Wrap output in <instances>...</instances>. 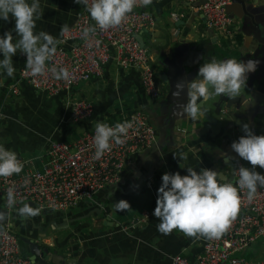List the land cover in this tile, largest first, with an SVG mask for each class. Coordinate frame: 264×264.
Returning <instances> with one entry per match:
<instances>
[{
  "label": "crops",
  "instance_id": "0c3cea01",
  "mask_svg": "<svg viewBox=\"0 0 264 264\" xmlns=\"http://www.w3.org/2000/svg\"><path fill=\"white\" fill-rule=\"evenodd\" d=\"M201 3L153 0L146 6L154 26L140 36L156 70L162 93L159 98L148 97L140 70L123 68L115 50L101 76L56 94L39 90L20 77L26 61L22 52L13 57L14 77L0 75V143L18 153L22 172L42 166L53 140L74 142L95 129L96 123H116L132 110L146 112L157 132L152 149L130 156L118 184L93 198L82 199L76 207L42 210L27 202L10 209L8 224L20 238L21 255L27 256L31 264H172L175 255L195 260L203 253L207 238L189 237L178 229L168 235L158 231L159 220L153 212L162 175L176 171L186 174L178 157L186 153L188 158L182 161L185 167L218 169L222 179L233 178L235 161L226 164L223 154L236 155L231 144L243 134L241 122L249 120L246 115L231 120L224 117L215 124L216 120L205 117L203 108L199 119L187 117L182 109L186 93L179 97L175 94L179 74L174 71V63L179 59L192 63L199 52L202 64L213 57L245 60L262 46L264 31L247 17L241 4L232 2L229 10L239 28L233 43L209 29ZM41 8L43 16L37 21V31H46L60 41L61 28L74 25L83 6L75 0H41ZM246 8L256 13V21L264 26V0H246ZM14 26V19L0 21V34L13 30L15 36ZM257 60L260 63L249 74L248 83L255 84L261 97L259 104L264 106V53ZM186 68L187 72L194 69ZM78 100L91 101L95 109L90 118L74 122L70 112ZM226 113L225 108L222 114ZM250 122L257 134L264 133V114L255 124ZM257 170L263 169L257 166ZM121 199L129 201L131 207L118 209L117 200ZM24 204L32 206L37 215L20 216L16 209ZM3 205L5 201L0 196V206ZM25 240L41 249L42 256L36 263L30 243ZM263 241L251 245L243 256L264 258Z\"/></svg>",
  "mask_w": 264,
  "mask_h": 264
},
{
  "label": "built area",
  "instance_id": "2783aa9c",
  "mask_svg": "<svg viewBox=\"0 0 264 264\" xmlns=\"http://www.w3.org/2000/svg\"><path fill=\"white\" fill-rule=\"evenodd\" d=\"M232 2L207 0L200 9L209 29L236 43L234 36L239 28L227 11ZM92 23L83 6L74 25L62 34L45 73L33 74L25 65L20 77L39 90L56 94L101 76L115 50L123 68L140 70L148 97L159 98L162 93L151 54L139 40L145 29L154 26V19L140 0L121 25L108 30L97 28L95 35L85 40L82 30ZM67 44H71L70 47ZM59 66L69 70L67 79L54 77L51 69ZM94 109L91 101L78 100L72 106L71 119L74 122L84 121L93 115ZM1 115L0 110V119ZM125 120L133 122L125 143H113L111 150L99 160L94 156L93 129L74 142L53 140L40 168H30L12 177H0V196L5 205L7 190L11 187L16 197L14 207L33 202L42 210L66 211L76 207L82 199L93 198L118 184L130 156L151 148L157 140L156 129L143 110H132L118 122ZM239 163L244 165L243 161ZM241 201L240 211L230 228L218 239H208L198 258L189 260L178 254L172 258V264H264V258L247 259L243 256L251 245L264 238V188H258L252 201L247 199L244 190ZM0 264H31L21 255L20 238L9 224L0 226Z\"/></svg>",
  "mask_w": 264,
  "mask_h": 264
},
{
  "label": "clouds",
  "instance_id": "9594fccd",
  "mask_svg": "<svg viewBox=\"0 0 264 264\" xmlns=\"http://www.w3.org/2000/svg\"><path fill=\"white\" fill-rule=\"evenodd\" d=\"M83 5L94 23L83 28L82 38L89 40L97 28L108 30L119 26L133 13L138 0H75ZM146 7L153 0H140ZM43 16L41 0H0V21L15 20L13 30L0 34V75L14 77L13 57L22 52L26 55V67L36 75L45 73L52 61L60 41L50 33L37 31V21ZM67 27L61 28V34ZM260 61L256 59H218L211 58L200 65L197 76L181 78L176 82V96L186 93L187 102L182 105L184 114L195 121L203 114V102L211 96L236 97L248 82L249 74L255 72ZM56 79H67L69 70L66 67H53ZM94 147L95 159H101L111 150L113 143L123 144L133 122L125 120L110 125L104 122L95 124ZM243 134L231 144L235 156L223 154L226 164H232L233 178L222 179L218 169L185 167L183 160L186 153L178 157L180 171L165 172L162 183L157 190V201L153 215L158 218L157 229L164 235L173 230L182 231L186 236L196 238L218 239L226 232L236 219L241 206V194L246 190L247 199L252 201L258 188H264V133L257 134L251 122H241ZM247 161L251 166H244L239 161ZM23 170L18 153L0 143V177H12ZM238 176V178H236ZM6 205L0 208V221L5 219V208L14 207L16 203L13 188L7 190ZM116 207L124 210L131 207L125 199L117 200ZM22 217L37 215L29 204L16 209Z\"/></svg>",
  "mask_w": 264,
  "mask_h": 264
},
{
  "label": "water",
  "instance_id": "95a60500",
  "mask_svg": "<svg viewBox=\"0 0 264 264\" xmlns=\"http://www.w3.org/2000/svg\"><path fill=\"white\" fill-rule=\"evenodd\" d=\"M206 1L207 0H201L202 2L201 5L204 4ZM233 2H237L238 4H241L244 7V11L247 14V17L250 20L252 19L253 23L255 24V26H257L258 29L260 28L261 31H264V26H261V23H258L256 21V17H257L256 13H253L252 11L247 10L246 0H233ZM229 9H230V6H228L227 11L230 15H232ZM139 40L142 43V45L145 46L141 36L139 37ZM261 42H262V46L260 47V49H258V51L255 54L250 53L248 55L249 57L246 58L245 60L247 59L257 60V58H259V56L264 53V41L261 40ZM201 61H202V55L200 52L199 54L195 55L194 62L192 63L182 62L180 59L176 60V62L174 63L175 64L174 71L176 75L179 74L177 76V80L184 78V77H187L189 79L195 78L197 76L198 69L200 65L202 64ZM187 66H192L194 67V69L191 72H187V68H186ZM260 99L261 97L256 92L255 84L247 82V84L241 88L240 94L236 97L229 98V97H225L222 95L211 96L207 101L203 102V111H204V114L206 115L205 117L208 120L210 121L213 119L216 120L215 124H219L218 121H220L224 117H226V119L231 120V118L233 119L239 118L242 115L244 116L246 115L245 118H247L249 121H252L255 124L257 118L260 115L264 114V106H260L259 104ZM261 103L262 105H264V99H262ZM225 108L228 109V113L222 114V111ZM212 115L217 116V117L221 116V118L220 117L216 118L214 116L212 117ZM154 146L155 145H153L151 148L147 150L152 149ZM0 208H4V205L0 206ZM9 219H10V209L5 208V219L0 221V226L8 224ZM25 241L30 243L31 251L36 256V258L34 259L36 263L39 257L42 256L41 249L38 244L31 242L30 240H25ZM45 252H48V251H45ZM26 257L27 256H25V258Z\"/></svg>",
  "mask_w": 264,
  "mask_h": 264
},
{
  "label": "rangeland",
  "instance_id": "374dc122",
  "mask_svg": "<svg viewBox=\"0 0 264 264\" xmlns=\"http://www.w3.org/2000/svg\"><path fill=\"white\" fill-rule=\"evenodd\" d=\"M55 139H56V138H55ZM71 141H72V140H71ZM263 239H264V238H262L261 240H263ZM262 245L264 246V241L262 242ZM245 257L248 258V259H259V258H261V257H259V256H258L257 258H256V257H255V258H250V257H248V256H246V255H245Z\"/></svg>",
  "mask_w": 264,
  "mask_h": 264
},
{
  "label": "trees",
  "instance_id": "16d2710c",
  "mask_svg": "<svg viewBox=\"0 0 264 264\" xmlns=\"http://www.w3.org/2000/svg\"><path fill=\"white\" fill-rule=\"evenodd\" d=\"M0 110H1V105H0Z\"/></svg>",
  "mask_w": 264,
  "mask_h": 264
}]
</instances>
